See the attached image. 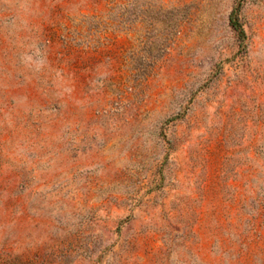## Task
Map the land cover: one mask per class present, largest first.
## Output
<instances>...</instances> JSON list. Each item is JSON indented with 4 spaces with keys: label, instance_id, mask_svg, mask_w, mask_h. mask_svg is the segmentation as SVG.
I'll use <instances>...</instances> for the list:
<instances>
[{
    "label": "rangeland",
    "instance_id": "rangeland-1",
    "mask_svg": "<svg viewBox=\"0 0 264 264\" xmlns=\"http://www.w3.org/2000/svg\"><path fill=\"white\" fill-rule=\"evenodd\" d=\"M0 264H264V0H0Z\"/></svg>",
    "mask_w": 264,
    "mask_h": 264
},
{
    "label": "trees",
    "instance_id": "trees-1",
    "mask_svg": "<svg viewBox=\"0 0 264 264\" xmlns=\"http://www.w3.org/2000/svg\"><path fill=\"white\" fill-rule=\"evenodd\" d=\"M241 5H242V2H239L238 6L232 10L230 14V23L232 27L235 29V31L237 32V36L241 44H243L246 34L239 20V12H240Z\"/></svg>",
    "mask_w": 264,
    "mask_h": 264
}]
</instances>
